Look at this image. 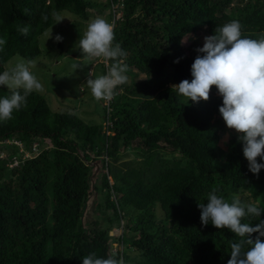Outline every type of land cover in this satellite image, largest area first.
Returning a JSON list of instances; mask_svg holds the SVG:
<instances>
[{
    "label": "trees",
    "instance_id": "obj_1",
    "mask_svg": "<svg viewBox=\"0 0 264 264\" xmlns=\"http://www.w3.org/2000/svg\"><path fill=\"white\" fill-rule=\"evenodd\" d=\"M123 3L120 19L104 17L113 25V44L126 54L120 61L128 79L114 90L109 110L96 100L101 121L54 111L38 91L12 119L0 121V264H82L92 253L119 264H227L239 238L202 226L197 206L213 188L229 203L262 208L242 223L264 220V168L249 171L236 132L222 146L215 119L222 120V98L210 93L207 101L185 104L172 88L191 81V65L203 55L196 49L216 28L236 20L242 37L264 38V0ZM92 4L0 0V38L6 39L0 72L13 56L39 57L40 36L61 13L78 26L91 18ZM24 26L27 37L18 31ZM96 64L105 75L111 63ZM6 95L0 87V97Z\"/></svg>",
    "mask_w": 264,
    "mask_h": 264
},
{
    "label": "clouds",
    "instance_id": "obj_2",
    "mask_svg": "<svg viewBox=\"0 0 264 264\" xmlns=\"http://www.w3.org/2000/svg\"><path fill=\"white\" fill-rule=\"evenodd\" d=\"M123 5V0L109 1L106 8L113 20L121 18ZM44 19L47 20V17ZM61 20L57 18L56 23ZM18 31L27 37L29 27H21ZM54 39L56 42L62 41L59 35ZM114 39L113 25L97 17L87 25L75 46L82 53V58L72 65L73 72L88 65L93 58L113 61L107 74L89 78L86 82L92 97L97 101L102 100L103 106V100L111 99L117 86L128 79L127 65L120 61L126 54L118 43L113 44ZM5 44L6 39L0 38V51H3ZM196 51L203 55H197L191 65V81L182 80L172 88L186 99L187 104L189 100L193 103L207 101L215 86L218 96L222 98L218 112L226 127L238 134L249 171L258 174L264 168V163L257 162L258 157L264 161V38L242 37L240 23L233 20L216 28L213 35L205 37L203 46ZM30 66H34L33 61L21 59L0 72V87L10 91V95L0 97V121L12 119L13 112L21 109L29 94L43 90ZM197 206L202 226L211 223L216 229L226 228L239 238L231 244L227 264H264V241L260 239L264 237V220L254 227L241 222L245 217L258 218L261 207L256 203H242L239 199L229 203L217 195L215 188L208 193L207 203H198ZM252 233H258L254 240L250 238ZM82 264H119V261L111 256L98 258L92 253L82 258Z\"/></svg>",
    "mask_w": 264,
    "mask_h": 264
},
{
    "label": "rangeland",
    "instance_id": "obj_3",
    "mask_svg": "<svg viewBox=\"0 0 264 264\" xmlns=\"http://www.w3.org/2000/svg\"><path fill=\"white\" fill-rule=\"evenodd\" d=\"M90 1L93 3V7L90 8L91 11H88L91 18L79 23L78 26L80 27L69 23V18L64 16L65 13H61L56 17L55 22L40 36L41 55L31 60L34 62V66H30V70L42 84L43 90L38 92L45 96L52 110L75 112L86 121L98 123L103 119L100 105L93 99L86 82L89 78L94 79L103 75L101 66L96 64L97 62L100 63L101 58L91 59L88 65L77 68L74 72L72 69V65L82 58V53L75 46L78 45L79 38L86 31L87 25L95 19L93 11L95 12L96 8H99L102 14L98 17L105 20L109 19V17H104L109 12V9L106 8V0ZM102 1L104 3H101ZM94 3H97L95 7ZM57 18L62 20L56 23ZM50 30L51 37L48 38ZM56 35L62 37L61 44L55 41ZM187 41L188 38L185 37L184 43H187ZM21 59L23 58L20 56L11 57L5 63L4 71L14 66ZM210 93L218 95L217 90L214 89ZM215 119L223 132L221 144L226 147L227 136L235 131L228 129L218 116Z\"/></svg>",
    "mask_w": 264,
    "mask_h": 264
},
{
    "label": "built area",
    "instance_id": "obj_4",
    "mask_svg": "<svg viewBox=\"0 0 264 264\" xmlns=\"http://www.w3.org/2000/svg\"><path fill=\"white\" fill-rule=\"evenodd\" d=\"M109 101H110V99H109V100H103V104L107 106V109H110V108L108 107V106H109ZM17 144L20 145V142H17ZM39 148H40V147H39ZM39 148H38V144H37V143H33V144H32V151H36V152H38V151H40ZM25 156H28V153H26ZM14 163H16V161H15Z\"/></svg>",
    "mask_w": 264,
    "mask_h": 264
}]
</instances>
